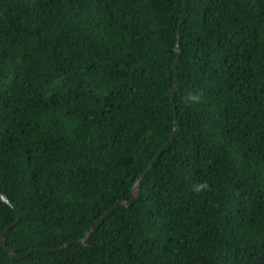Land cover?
I'll use <instances>...</instances> for the list:
<instances>
[{"label": "trees", "instance_id": "trees-1", "mask_svg": "<svg viewBox=\"0 0 264 264\" xmlns=\"http://www.w3.org/2000/svg\"><path fill=\"white\" fill-rule=\"evenodd\" d=\"M0 191V264H264V0H0Z\"/></svg>", "mask_w": 264, "mask_h": 264}, {"label": "water", "instance_id": "water-1", "mask_svg": "<svg viewBox=\"0 0 264 264\" xmlns=\"http://www.w3.org/2000/svg\"><path fill=\"white\" fill-rule=\"evenodd\" d=\"M174 49L176 52H178V43L175 42V46H174ZM172 71L174 73V76H175V62H173L172 64ZM175 87H176V78L174 77V80H173V83H172V88H171V91L173 92L175 90ZM177 125L176 123V120L174 119L173 120V126L172 128H174L175 126ZM173 139V132H171V135L169 137V139L166 141V143L157 151L156 155L154 156L153 160L155 159V157L161 153L168 145L169 143L172 141ZM137 179L134 181L131 189H130V194H131V197L129 199H126V200H121L113 205H111L110 207H108L102 214L101 216L99 217L98 220H96L93 224L90 225L89 228H87L84 232V235L82 238H79L77 240H68L66 242H64L62 245L60 246H56V247H38V248H35L34 250H39V251H58V250H62L64 249L65 247H67L70 243H80V242H83L87 236L89 235V233L93 232L96 230V228L98 227V225L102 222V220L105 218V216H107L110 212H112L114 209L120 207V206H128L130 205L133 200L135 199L136 195H137ZM0 200H2L4 203H6L7 205H11V202L9 200V198L6 196L5 193L1 192L0 191ZM17 214V212H16ZM14 222H12L11 224L9 225H12ZM9 225H6L3 227V229L1 230L0 232V244L2 246H4V240H3V235L4 233L6 232V229ZM32 249H29L26 253H24L23 255L29 253ZM7 251L10 253L11 256L13 257H16L18 256L17 254L11 252L9 249H7Z\"/></svg>", "mask_w": 264, "mask_h": 264}]
</instances>
